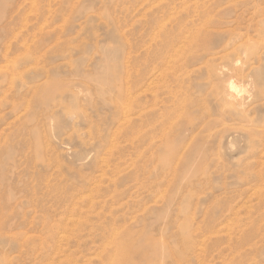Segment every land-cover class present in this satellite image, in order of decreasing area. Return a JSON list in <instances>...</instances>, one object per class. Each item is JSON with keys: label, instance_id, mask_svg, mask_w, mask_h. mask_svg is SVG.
<instances>
[{"label": "rangeland", "instance_id": "rangeland-1", "mask_svg": "<svg viewBox=\"0 0 264 264\" xmlns=\"http://www.w3.org/2000/svg\"><path fill=\"white\" fill-rule=\"evenodd\" d=\"M132 244L264 264V0H0V264Z\"/></svg>", "mask_w": 264, "mask_h": 264}, {"label": "bare ground", "instance_id": "bare-ground-1", "mask_svg": "<svg viewBox=\"0 0 264 264\" xmlns=\"http://www.w3.org/2000/svg\"><path fill=\"white\" fill-rule=\"evenodd\" d=\"M246 46V45H245ZM247 47V46H246ZM221 54V53H220ZM219 55V54H218ZM223 55V54H222ZM239 59V57H238ZM235 62V61H234ZM20 76V75H19ZM242 76V75H241ZM228 82V81H227ZM237 82L234 80H231L228 85L227 88L230 91V94H234L237 93L238 91V86H237ZM130 88V87H129ZM128 89V88H127ZM238 94V93H237ZM232 96V95H231ZM131 97V96H130ZM230 100V99H229ZM224 106V105H223ZM130 107V106H129ZM129 112V111H128ZM131 250L134 252L133 255H131L129 252H126V249L124 250V255L122 257H120L121 259L123 258L125 261H128L132 264H142L140 262H143L144 260H146V254H147V250L143 249L144 252L140 249H138L136 244H132L131 245ZM161 255H165V253H161ZM151 259V258H150Z\"/></svg>", "mask_w": 264, "mask_h": 264}]
</instances>
